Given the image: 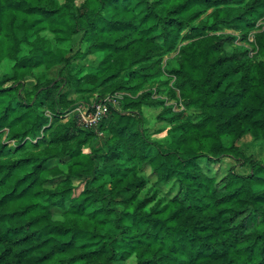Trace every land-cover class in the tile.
<instances>
[{
  "label": "trees",
  "instance_id": "trees-1",
  "mask_svg": "<svg viewBox=\"0 0 264 264\" xmlns=\"http://www.w3.org/2000/svg\"><path fill=\"white\" fill-rule=\"evenodd\" d=\"M78 1L0 0V264H264V0Z\"/></svg>",
  "mask_w": 264,
  "mask_h": 264
},
{
  "label": "rangeland",
  "instance_id": "rangeland-1",
  "mask_svg": "<svg viewBox=\"0 0 264 264\" xmlns=\"http://www.w3.org/2000/svg\"><path fill=\"white\" fill-rule=\"evenodd\" d=\"M79 4L83 2V0H79L78 1ZM227 33H232L233 31L227 30ZM79 40H80V36H77L74 38V42H73V51L76 52L78 50L79 47ZM94 59V57H89L87 59H75L74 63L71 64L70 66L67 67V69L65 70V74H77L80 71H84L85 73L89 72L91 70V64H92V60ZM60 68L55 69L54 71H51V76L52 77H57L58 72H59ZM11 69L10 67H6L4 69V72L0 73V77L2 78V76L6 73H10ZM33 84V80L28 79L27 80V85H32ZM70 95V94H69ZM80 97H78L77 95L72 94L71 99L73 100H78ZM173 104L174 105V110L178 109V106L176 105L175 101L171 102L170 105ZM45 110V109H44ZM137 116V112H134ZM47 114H49L47 112ZM140 121L142 123V128L146 130L147 135L152 139V140H160L161 144L164 147H167L170 140H171V135L170 133H168L167 131H165V129L168 126V119L170 117V115L165 114L163 109L161 108H147L144 107L143 109H141L140 111ZM164 130V131H162ZM6 135H3L2 138L3 140H5ZM104 140L105 138L103 137V134L101 135V137H97L94 138L93 140H91V142L85 147V151L86 152H90L92 149H99L102 148L104 145ZM252 142H253V138L251 135L247 134L245 135L239 142H238V146L244 147V152L247 156H250L252 154H257L258 158L264 162V145L261 143H257L256 147H252ZM239 173L245 174L249 172L248 167H240L237 170ZM51 186V185H50ZM169 187H164V190L167 191ZM125 264H131V262H127Z\"/></svg>",
  "mask_w": 264,
  "mask_h": 264
},
{
  "label": "built area",
  "instance_id": "built-area-1",
  "mask_svg": "<svg viewBox=\"0 0 264 264\" xmlns=\"http://www.w3.org/2000/svg\"><path fill=\"white\" fill-rule=\"evenodd\" d=\"M123 98L121 93L95 100L91 105H80L75 109L79 125L98 131L101 121L108 115L110 107L117 108Z\"/></svg>",
  "mask_w": 264,
  "mask_h": 264
}]
</instances>
